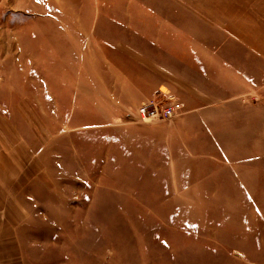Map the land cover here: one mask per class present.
<instances>
[{"label":"rangeland","instance_id":"1","mask_svg":"<svg viewBox=\"0 0 264 264\" xmlns=\"http://www.w3.org/2000/svg\"><path fill=\"white\" fill-rule=\"evenodd\" d=\"M97 1L126 0H0V194L24 188L21 264H264V88L207 99L203 59L143 41L164 29L154 10L130 26ZM173 68L178 90L154 98L176 116L142 121L135 95Z\"/></svg>","mask_w":264,"mask_h":264},{"label":"crops","instance_id":"2","mask_svg":"<svg viewBox=\"0 0 264 264\" xmlns=\"http://www.w3.org/2000/svg\"><path fill=\"white\" fill-rule=\"evenodd\" d=\"M96 6L97 10L108 9L109 18L114 16L113 20H125L124 25L130 26L135 24L134 14L138 18L137 11H140L139 25H148V14L154 10L157 27L162 25L164 29L151 36L152 39L143 41L159 44L165 40L173 43L174 54L168 57L177 66L181 51L188 52L189 58L203 59L206 73L197 76V82L206 84L204 90L207 99L219 100L224 106L240 105V97L255 92L259 95L260 89L264 88L261 75L264 74V0H126L124 3L108 4L97 1ZM164 72L172 75L173 85L164 75L165 78H158L154 86L157 89H146L142 96L135 95L134 100L143 98L148 101L156 99L155 92L168 90L174 93L178 90L174 86L181 81L178 70L165 69ZM196 88L202 90L199 85ZM252 110L248 116L251 118L247 120L255 124L254 116L260 113V107L256 105ZM256 118L258 120L259 116ZM0 185L5 186V183ZM0 189L4 190L2 187ZM22 191L18 190L16 197L10 193L0 194V264H21L22 261L21 218L22 212L27 214L20 202Z\"/></svg>","mask_w":264,"mask_h":264},{"label":"built area","instance_id":"3","mask_svg":"<svg viewBox=\"0 0 264 264\" xmlns=\"http://www.w3.org/2000/svg\"><path fill=\"white\" fill-rule=\"evenodd\" d=\"M174 102L173 99L166 102H161L158 99L149 100L140 106L138 115L144 122L170 119L176 116L177 108Z\"/></svg>","mask_w":264,"mask_h":264}]
</instances>
